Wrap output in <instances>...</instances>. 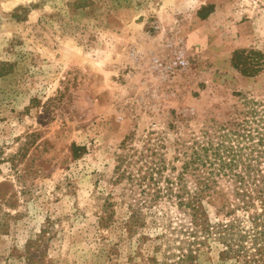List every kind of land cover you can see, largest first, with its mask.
<instances>
[{
  "label": "rangeland",
  "instance_id": "obj_1",
  "mask_svg": "<svg viewBox=\"0 0 264 264\" xmlns=\"http://www.w3.org/2000/svg\"><path fill=\"white\" fill-rule=\"evenodd\" d=\"M219 146L264 151V0H0V264H245L261 203L183 171Z\"/></svg>",
  "mask_w": 264,
  "mask_h": 264
},
{
  "label": "trees",
  "instance_id": "obj_2",
  "mask_svg": "<svg viewBox=\"0 0 264 264\" xmlns=\"http://www.w3.org/2000/svg\"><path fill=\"white\" fill-rule=\"evenodd\" d=\"M234 67L241 71L245 76L253 74L252 70L247 67V58H244L243 52H238L234 55ZM220 149H214L213 157L210 158L208 149H204L205 154L197 155L189 162H187L183 171L197 170L198 166L210 170L207 172L208 176L202 179L205 189H208L214 176H228L234 179L237 184V195L241 197L243 207L250 208L255 206V202H260L263 207V213L256 215L252 224L254 226L253 234L239 235L236 239L231 237L228 239L224 234L228 227L221 229L219 240L226 246V250L221 253V256L225 259H245V264H264V151L258 152L256 156L250 155L245 157L241 150H234L233 148H224L219 146ZM76 148L75 151H77ZM162 168H149L147 172L150 173L151 181L155 180V175H161ZM146 172V173H147ZM204 175V174H203ZM198 177V174H197ZM202 178L203 176H199ZM147 179L146 174L140 175L138 182L142 185ZM157 182V181H156ZM203 189L193 194L187 193L188 197L184 198L181 195H176L178 199V205L181 208L188 209L192 218V225L194 227L193 235L197 234H209L211 232V226L205 219V211L203 210L202 199ZM231 229V228H230ZM248 239V240H247ZM250 241L253 251L248 252L244 242ZM247 250V251H246ZM251 253V254H250ZM250 254V255H249ZM191 259V256H187L186 260ZM247 259V260H246Z\"/></svg>",
  "mask_w": 264,
  "mask_h": 264
},
{
  "label": "built area",
  "instance_id": "obj_3",
  "mask_svg": "<svg viewBox=\"0 0 264 264\" xmlns=\"http://www.w3.org/2000/svg\"><path fill=\"white\" fill-rule=\"evenodd\" d=\"M182 64V63H181Z\"/></svg>",
  "mask_w": 264,
  "mask_h": 264
}]
</instances>
